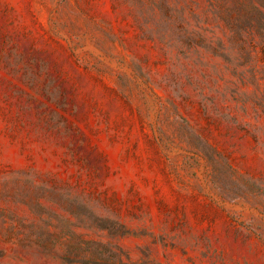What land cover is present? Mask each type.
Here are the masks:
<instances>
[{
  "label": "rangeland",
  "instance_id": "374dc122",
  "mask_svg": "<svg viewBox=\"0 0 264 264\" xmlns=\"http://www.w3.org/2000/svg\"><path fill=\"white\" fill-rule=\"evenodd\" d=\"M0 264H264V0H0Z\"/></svg>",
  "mask_w": 264,
  "mask_h": 264
}]
</instances>
